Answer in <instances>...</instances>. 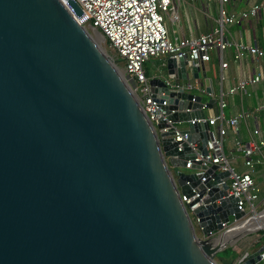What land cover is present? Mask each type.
I'll return each mask as SVG.
<instances>
[{
  "label": "water",
  "instance_id": "water-1",
  "mask_svg": "<svg viewBox=\"0 0 264 264\" xmlns=\"http://www.w3.org/2000/svg\"><path fill=\"white\" fill-rule=\"evenodd\" d=\"M166 60L172 79L212 77L205 62ZM150 83L173 125L186 123L187 139L160 131L172 124L150 119L63 0H0V264H221L217 239L246 214L229 193L230 171L171 167L208 153L217 98L161 77ZM196 187L201 235L182 197ZM262 251L239 264L259 263Z\"/></svg>",
  "mask_w": 264,
  "mask_h": 264
},
{
  "label": "built area",
  "instance_id": "built-area-1",
  "mask_svg": "<svg viewBox=\"0 0 264 264\" xmlns=\"http://www.w3.org/2000/svg\"><path fill=\"white\" fill-rule=\"evenodd\" d=\"M63 1L69 7L78 23L81 25L86 24L95 36L99 37L97 34L99 30L103 32L101 34L112 49L111 56L140 93L150 119L155 123L162 118L166 119L172 125L162 128L160 131L174 129L177 132L175 135L177 139H187L188 133L182 132L180 125H173L167 111L162 107V105L168 104V100L164 99L161 102L155 98L150 83L151 78L161 77L165 79L171 88H183L185 91L195 95L208 94L211 97H218L215 96L214 89L209 91L208 88L210 87L202 86L198 78L194 80H190V78L187 80L172 79L168 76L167 70L165 73L161 70L159 74L156 73L153 76H149L145 67V63L148 60L158 57L162 59V65L166 68L168 56H188L194 64H201V62L208 64L212 60V52L219 51L221 65L223 68H227L229 62L224 59V52L234 43L236 44L235 59L239 62L247 54H253L257 58L264 57V48H261L258 44L236 42L230 30L231 25L240 22L242 19L258 15L259 11L264 8L263 2L256 1L248 9L234 11L230 10L228 6L231 0H217L219 2L217 7L218 15L213 30L199 35L187 37L176 35L172 37L169 27L165 23L164 12L168 13L174 22L178 20L179 13L174 0H76L82 9L81 14L76 12L68 0ZM222 79H224V74H222ZM263 79L264 75L262 73L251 77H242L238 84L230 89V92L246 91L249 84ZM161 93L166 94L165 91ZM220 101L222 108H224L227 103L223 92L221 93ZM262 108H264V105L260 106L258 110ZM251 116H253V112L242 111L237 116L230 118L228 122L238 132L240 121H247ZM225 119L224 112L218 116H209L212 129L207 143L208 153L203 154L198 151L196 161L189 160L185 168L193 169V164L200 162L202 166L217 164L220 170L230 171L229 193L239 198V208L244 210L246 214L242 219H232L229 223H226L224 230L227 231L242 220L254 217L264 211V208L259 209L260 205L264 203V192L256 178L257 164L264 163V139L252 138L237 145V151L243 157L247 170L240 171L236 169L233 163H237L238 156L230 157L226 151L228 127L224 124ZM259 133L260 128H255L253 134ZM256 154H261V156L255 158ZM195 171L201 175L205 172V169L195 168ZM198 196L199 189L197 187L195 188L194 196L182 195L196 223L199 222V217L193 211L201 202L195 204H191V202ZM221 233L222 231L218 235ZM251 253L246 250L244 254L236 259L234 264L246 261ZM261 255L264 261V251H262Z\"/></svg>",
  "mask_w": 264,
  "mask_h": 264
},
{
  "label": "crops",
  "instance_id": "crops-1",
  "mask_svg": "<svg viewBox=\"0 0 264 264\" xmlns=\"http://www.w3.org/2000/svg\"><path fill=\"white\" fill-rule=\"evenodd\" d=\"M197 1L198 0H174V4L177 6V11L179 13L178 5L180 3H187L195 5L196 7L198 5ZM256 1L264 3V0H231L228 6L230 10L240 11L248 9L251 4ZM217 3L219 2L217 1ZM193 15L195 16H191L188 12L186 13V21L189 23L190 32L186 33L184 31L182 35H179V33H177L179 32V30L176 29V35L181 37L199 35L201 33H206L213 30L216 25V17L214 18L215 23L209 24L204 19H201V16L199 17V14H197V12ZM180 19L181 16L179 13L177 22ZM193 19L195 23L197 22V26L199 27L198 29H195ZM230 30L231 35L236 42L244 44H258L261 48H264V8L259 11L258 15L242 19L240 22L231 25ZM235 52V43L225 50L224 59L229 62V66L227 68H223L221 65L220 52L216 51L218 65L220 68V75L215 80H213L212 77L208 76L198 78L202 86L212 87L214 89L215 96L218 97L215 106L210 110L209 116H218L222 114V112H224L225 114L226 119L224 121V124L228 127L226 142L228 141L231 144L230 156H237L235 152H238L237 145L240 142L248 141L252 138L258 140L264 139V108L258 110L260 106L264 105V79L256 83L249 84L246 91L239 90L234 93L230 92V89L236 86L242 77H251L259 73H262L264 75V57L257 58L253 54H247L242 59V61L239 62L235 59ZM207 66V70H211L209 63L207 64ZM222 74H224V79H222ZM192 79L197 78H190V80ZM222 92L224 93V99L227 103L224 108H222L220 101ZM242 111H251L253 112V116L248 118L247 121L241 120L239 123V131L236 132L233 126L228 122V120L234 116H237ZM219 123L221 122L219 121ZM257 127L260 128V133L253 134L254 129ZM240 156L241 155H238V158ZM260 156L261 154H256L255 158ZM238 165H243L245 167L244 170H247L244 162ZM256 178L262 188V191L264 192V163L257 164ZM253 240L254 241L250 243V246L247 249L250 252L257 250L259 247L264 245V240L260 236L255 237ZM257 264H264V261L262 260Z\"/></svg>",
  "mask_w": 264,
  "mask_h": 264
},
{
  "label": "rangeland",
  "instance_id": "rangeland-1",
  "mask_svg": "<svg viewBox=\"0 0 264 264\" xmlns=\"http://www.w3.org/2000/svg\"><path fill=\"white\" fill-rule=\"evenodd\" d=\"M197 4L198 5L196 7H195V5H191V4H187V3H180L179 5L177 4L179 6L178 10H179V13L181 16V19L178 22L177 21L174 22L171 19L170 15L168 13L164 12L165 23L169 27L170 34L172 35V37L176 36V33H175L176 29L179 30V32H177V33H179V35H182L184 31L186 33L190 32L189 31V23L186 21V13L187 12L191 16H195L193 14H195L197 12V14H199V17L201 16V19H204L207 23H209V24L215 23L214 18L217 17V15H218L217 7H218L219 3H217L216 0H202V1L198 0ZM193 22H194L195 29H198L199 27L197 26V22L195 23L194 19H193ZM101 33L103 34V32L101 30H99L97 33L99 35V37L98 36H95V37H97L99 42L106 48V50L109 53H112V49L109 46V43L105 41V38L103 37V35ZM212 56H213L212 60L209 61V66L212 70V79L215 80L220 75V68L218 65V58L216 56V51L212 52ZM145 67L147 69L149 76H153L156 73L159 74L161 70L165 73L167 70V68L162 65L161 59L158 57H153L150 60H148L145 63ZM190 78H192V77H190ZM192 80H194V79H192ZM193 91L197 92L196 90H193ZM203 97H204V100H209L211 98V96H209L208 94H203ZM216 108H217V106H216ZM185 125H186V123H180L181 127H184ZM230 149H231V144L227 141L226 142V151L229 154V156H230ZM235 154L237 156L241 155L239 152H235ZM230 157H233V156L231 155ZM237 163L238 164L243 163V158L241 156L237 159ZM237 163L234 162L235 168L240 170V171L244 170L245 167L243 165L239 166ZM171 167H172L173 171H175V172H177L180 169H183L185 171H192V169H186V168L181 167V166H171ZM262 208H264V203H262L260 205L259 209H262ZM196 226H197V232L201 235L202 233H201V228H200L199 224L196 223ZM256 226L257 227L259 226V227L256 229L255 228L253 229V227H256ZM247 231H249V232L242 235V236H238L234 242H231L232 240L231 241H224L223 240L224 238H221L218 242L219 244H221L223 250L230 248V247L234 249V253L236 256L235 261L237 258H239L242 254L245 253V251L250 246V243L252 241H254L253 239L255 237L260 236L264 240V221L260 222L257 219L256 224L254 226H252L251 228H249ZM223 250H221V251H223ZM214 258L219 263L223 264L222 261L220 260L219 256H218V253L214 254Z\"/></svg>",
  "mask_w": 264,
  "mask_h": 264
},
{
  "label": "bare ground",
  "instance_id": "bare-ground-1",
  "mask_svg": "<svg viewBox=\"0 0 264 264\" xmlns=\"http://www.w3.org/2000/svg\"><path fill=\"white\" fill-rule=\"evenodd\" d=\"M257 219L260 222H263L264 221V211L256 214L254 217L246 218L245 220H242L235 227H233L230 230H227L226 232L222 233L220 235V238L217 239V242H219V240L221 238H224L223 239L224 241H231L232 240L231 242H234L235 239L237 238L238 234L240 232H242V231H247L249 228H251L252 226H254L256 224ZM254 228H257V226L256 227H253V229Z\"/></svg>",
  "mask_w": 264,
  "mask_h": 264
},
{
  "label": "trees",
  "instance_id": "trees-1",
  "mask_svg": "<svg viewBox=\"0 0 264 264\" xmlns=\"http://www.w3.org/2000/svg\"><path fill=\"white\" fill-rule=\"evenodd\" d=\"M218 256L223 264H234L236 258L234 249L231 247L219 252Z\"/></svg>",
  "mask_w": 264,
  "mask_h": 264
}]
</instances>
